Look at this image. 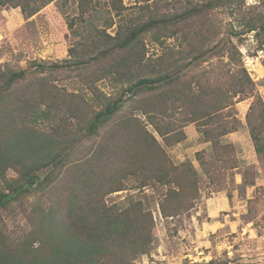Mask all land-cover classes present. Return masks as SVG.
<instances>
[{"label": "rangeland", "instance_id": "1", "mask_svg": "<svg viewBox=\"0 0 264 264\" xmlns=\"http://www.w3.org/2000/svg\"><path fill=\"white\" fill-rule=\"evenodd\" d=\"M93 1L101 5L106 2ZM147 1L146 4L154 7L155 0H123L130 7V13H138L140 10L134 7ZM157 1L161 2V12L168 13L176 9L183 12L188 5L187 0ZM194 1L204 4L207 0ZM75 2L69 1L62 10L58 8L61 2H52L30 18L23 15L20 7L0 5V73L9 76L20 70L27 71L11 87H6V78H0V193L14 194L13 200L0 208V264H48L47 260L55 263L56 250L61 246L68 249L74 238L70 233L72 224L65 216L66 206L75 199L73 194H78L79 200H87V188L98 187L108 205L124 207L132 200H139L147 212L135 218L151 227L152 240L147 253L138 255L132 264H212L213 261L264 264V187L255 189L250 202L246 200L237 206L239 214L235 218L241 219V225L233 229L228 222L216 229L213 218L207 215V199L218 193V189L233 186L232 171L227 168L229 162L208 161L207 165H201L197 153L194 158L181 160L177 149L185 140L181 132L186 138L189 126L188 133L192 129L200 135L195 140L197 143L208 139L206 130L212 126H204L199 117L205 112L203 109L210 112L214 106L211 100L198 102L194 97L181 100L177 94L187 92L185 87L191 85L195 95H200L205 87L213 98L216 89L233 86L230 70L236 64H230L229 60H236L219 53L221 47L230 46V42L238 44L241 60L255 82L253 93L264 98V67L260 66L259 73L253 65L258 60L264 66V29L260 26L247 32L243 25L250 20L260 22L264 17V0H243L241 7L219 6L172 25L171 29L189 32V39L205 37L208 48L219 47L208 49L205 56L192 62L190 57L179 61L172 72L178 81L170 87L128 93L122 109L95 134L89 131L92 110H99L109 98H118L122 88L114 76L103 72L102 67L112 58L90 61L93 57L89 55L99 52L90 51L96 37L95 33L89 36L90 30L104 28V9L85 13L88 21L77 23L79 35L72 34L67 18L80 13ZM153 11L145 8L143 19L151 17ZM115 28L116 25L107 30L115 34ZM191 32L197 35L192 38ZM145 42L147 62L157 63L154 58L163 46L149 38ZM77 43L79 56L67 63L70 47ZM42 94H46L45 100ZM245 107L242 105L238 110L242 142L234 144V160H238L239 166H245L242 172L249 179H255L257 169H261L259 174H264V162L254 163L258 157L256 151V157L253 156V143L243 129L248 127ZM45 109H50L51 115L43 114ZM194 111L197 121L185 122ZM29 113L33 121L25 119ZM152 135L167 152L171 166L190 161L197 170L196 178L193 175L186 178L185 172L179 174L181 167L171 170L167 165L162 173L169 174L166 180L172 182L166 184L155 181L150 169L141 170L142 173L134 164L130 169H122L123 160H134L139 146L146 139L150 141ZM178 137L182 140L177 141ZM22 142L27 144L22 146ZM28 146H32L33 153H26ZM202 150L210 153L213 145ZM47 154L55 155L57 163L36 172L41 180L30 192H15L14 189L26 183L19 171L22 159L43 160ZM207 169L212 172V179L207 177ZM143 183L147 185L139 188ZM119 187L123 189L117 190ZM232 217L226 219L231 221ZM248 221L252 224H247ZM136 225L142 226L138 222Z\"/></svg>", "mask_w": 264, "mask_h": 264}, {"label": "trees", "instance_id": "2", "mask_svg": "<svg viewBox=\"0 0 264 264\" xmlns=\"http://www.w3.org/2000/svg\"><path fill=\"white\" fill-rule=\"evenodd\" d=\"M69 1L73 0H0V5L13 8L20 7L23 15L30 18L52 2H61L62 5L59 4L58 8L62 10L63 5H67ZM187 2V7L180 13L177 12V9L172 10L170 13L168 11L161 12V2L157 0H155L154 7L146 4L148 1L144 4H137L138 7L136 6L134 9L137 8L140 11L130 13V7H127L123 0H106L104 5L93 0H76L75 3H78L76 6L80 13L77 17L67 18V21L70 19L68 27L72 34L77 33L79 35L76 28L77 23L88 21V16L85 13L90 10L100 12L104 9V28L90 30L89 36L96 34L90 51H99L96 54L89 55L93 57L90 61L112 58L107 66L102 67L104 69L102 71L114 76L122 88L121 95L118 98H109L99 110H92L93 114L89 125L91 134H95L104 124H109L112 121L115 114L124 106L126 101L124 98L128 93L139 94L142 91L156 90L160 86L170 87L178 81L176 76H172V72L178 66L179 61L190 57L192 62L199 56H205L208 49L219 47L214 45L212 48H208L206 47L207 42L203 40L205 37L201 40L189 39V32H182L183 29H171L172 25L182 20L191 19L193 16L199 15L201 11H210L219 6L234 5L241 7L243 5V0H207L204 4L194 0H187ZM99 4L100 6H97ZM145 8H153L154 11L151 17L143 19ZM63 13L66 12L63 11ZM262 18H260V22L250 20L243 23L245 31L257 30L260 26L264 29ZM89 21L93 24L92 19ZM114 25H116L115 34H111L107 29ZM237 34L238 32H236ZM191 35L194 38L197 34L194 35L191 32ZM85 36H87V30ZM146 38L163 46L162 52L154 58L157 59V63L152 65L145 58ZM171 39H177L179 42L174 43ZM230 44L228 47H221L219 53H224L229 58L233 57L236 60L233 61L231 58L229 60L230 64L237 65H234V68L230 70L233 86L226 89H216L214 97L211 98L205 87L200 95H195L192 86L188 85L185 87L187 92L181 91L180 95L177 94V98L180 97L182 100L194 97L198 98V102L200 100H211L213 102V110L209 112L206 111L208 109H203L205 112L203 111L204 113L199 119L204 121V126H212L211 129L206 130V138H208L207 141H211L214 150L210 153L207 150L197 151V159L201 162V165H207L208 161L214 164L228 161L227 168L232 171L230 183L233 185L235 184V172L233 171L239 168L238 160H234L236 149L233 143L226 142L223 144L221 140L225 135L239 130L241 126V120L237 116L239 111L236 104L244 99L253 98L246 113V122L258 160L264 162V98L260 94L256 96L253 93L255 82L241 60L242 53L238 44L233 42H230ZM82 45L87 47L85 43H82ZM77 48L78 43L70 47L69 51L71 53L69 58L65 60L67 63H71V61L78 58ZM85 53H87V48ZM89 63L91 62H87V64ZM26 73V70L13 72L9 76L0 73V78H6V87H11L15 82L22 79ZM41 96L44 100L46 99V94ZM49 110L45 109L42 112L49 115L52 113ZM196 115L195 111L192 112L185 122L197 121ZM25 119L34 120L33 115L30 113ZM53 119L51 118L52 121ZM214 131H216V134H214ZM159 133L163 135L162 131H159ZM181 134L186 139L183 131ZM180 137L177 138V141L182 140V137ZM151 138L150 141L146 139V142L139 146L134 160L126 157L128 158L127 162L130 160L128 164L123 160L125 166H122V169H130L133 164L137 169H140V172H142L141 170L150 169L154 172L155 181L166 184L167 181L172 182V180H166L169 179V174L162 173L167 165L169 166L168 169L171 167V170H178L181 167L182 170L179 174L185 172L186 178L190 175L196 178L197 170L190 161L183 162L182 166H171V163L169 164L171 161L165 149L159 144L154 135ZM25 144L27 143L22 142V146ZM19 147H21L20 144ZM24 148L26 149V146ZM109 149L113 151L114 148L109 146ZM31 150L32 146H28L26 153H33ZM27 159H22L19 169L21 178L26 180V183L14 189L17 193L30 192V188L35 184L37 186L41 180L36 172L58 161L57 157L52 156V154L45 155L43 160H37L36 158L31 160L29 157ZM163 162H167V164L165 165ZM22 168H25V170ZM206 175L209 179H212V172L209 169H207ZM243 176L244 180L240 185V191L241 195L245 197L247 185L255 184V179H249L245 172ZM145 185L147 183H143L139 188ZM182 188L185 189L184 186ZM225 188H220L217 192ZM121 189L123 188L119 187L117 190ZM100 192V187L87 188V200H79L78 194H73L75 199L71 200L66 206L65 216L72 224L70 233L71 235L74 234V238L70 240L68 249L66 246H61V249L56 250V264H103L104 262L132 264V261L138 255L147 253L152 240V229L144 226L142 221L135 218L136 216L142 217L147 213L141 206V202L132 200L124 207L117 204L108 205L103 198V193ZM228 197L232 199L233 194L231 191L228 192ZM13 198V192L0 193V208L6 207ZM245 198L247 199V197ZM248 200L250 202L252 199ZM162 210L164 211V206ZM131 216H133V219ZM136 222L141 223L142 226H137ZM47 263L50 264V260H47ZM211 263L216 264L215 261ZM221 264H228V262Z\"/></svg>", "mask_w": 264, "mask_h": 264}, {"label": "crops", "instance_id": "3", "mask_svg": "<svg viewBox=\"0 0 264 264\" xmlns=\"http://www.w3.org/2000/svg\"><path fill=\"white\" fill-rule=\"evenodd\" d=\"M255 69L257 71L262 72L260 66L264 67L262 64H260V62L257 60L255 61V63H253ZM261 76V75H260ZM253 101V98H247L244 99L243 101H240L236 104L237 109L240 111L241 110V106L245 105V122H246V113L251 105ZM245 103V104H244ZM247 125V122H246ZM190 127V126H189ZM188 127V128H189ZM188 128L185 131L187 134L186 139L182 142L181 146H179L177 149H180L179 151V159L184 160L186 158H194L195 154L197 151L202 150L204 148H209V146H211V141H207V140H201V143H197L199 141H195V140H199L200 139V135L197 132V130L193 131L192 129H189V133H188ZM243 129L245 130V134L246 132L249 135V130L248 127H243ZM241 128L235 132L229 133L227 135H225L223 137V139L229 143H233L235 145H239L240 142H242L241 140ZM250 137V135H249ZM253 148V156L256 157L255 154V148L252 145L251 146ZM254 163L259 165V161L258 159L254 160ZM244 165H240L239 168H237L235 171V184H233V186H230V189H225L222 190L218 193H215L213 196L209 197V199H207V215L208 217L213 218V222H214V227L216 229H218L219 227L224 226L225 224H227L228 222L230 223V225L233 226V229L236 228L237 224L241 225V219L240 218H235L237 217V215L239 213L236 212V208L237 206L242 203V202H246V200L248 199H253V197L256 194V188L259 186H263L264 187V174H259V172H261V169H257V177H255V184L252 185H247L246 187V196L247 199L244 197V195H241V191H240V185L243 183L244 180V176L242 171H244ZM261 180V182H260ZM232 192L233 197L232 199H230L228 197V192L229 191ZM245 206V204H244ZM233 216L231 221H228L226 218L229 216ZM247 224H252V221H248ZM239 225V226H240ZM241 229H244V227H242ZM252 232H254V228L249 229Z\"/></svg>", "mask_w": 264, "mask_h": 264}]
</instances>
